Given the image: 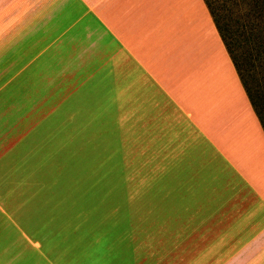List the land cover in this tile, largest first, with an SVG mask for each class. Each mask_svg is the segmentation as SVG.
Masks as SVG:
<instances>
[{"label":"crops","instance_id":"1","mask_svg":"<svg viewBox=\"0 0 264 264\" xmlns=\"http://www.w3.org/2000/svg\"><path fill=\"white\" fill-rule=\"evenodd\" d=\"M1 89L0 159L76 114L162 166L148 264H264V133L203 0H0Z\"/></svg>","mask_w":264,"mask_h":264},{"label":"rangeland","instance_id":"2","mask_svg":"<svg viewBox=\"0 0 264 264\" xmlns=\"http://www.w3.org/2000/svg\"><path fill=\"white\" fill-rule=\"evenodd\" d=\"M261 91L257 110L264 118V90ZM2 96L3 89L0 90V98ZM69 115L72 123L67 126L65 120ZM74 115L65 114V119L60 117L64 121L61 126L65 127L57 130L59 138H53L56 130L51 128L43 130V137L34 128H29L28 134L11 145L0 159V236L9 243L0 253V264H81L83 256H76V249L83 238L74 236L68 243L63 235L49 242L48 236L37 225L27 224L31 221L28 213L37 204L39 212L45 211L44 215L48 206V211L64 206L61 211L68 215L71 207L78 203L79 197L73 198V195L79 191L84 177L95 179L102 175L104 164L111 158L117 161L116 174L124 182L119 190L121 198L114 199L110 183L105 181L103 184L102 181L100 184L99 178L94 180L92 186L99 187V191L107 184L103 190L109 199L105 204L101 203V218L93 229L113 224L124 225V228L117 235L101 236H113L115 241L113 247L103 252L101 264H148L150 235L156 237L157 245L162 242V209L155 208L162 200L159 192L162 178L155 172L158 173L156 168L162 166L158 162L155 166L145 159L143 146L122 143L130 140L126 139L130 135L125 134L127 130H121L117 135L115 129H101L99 124L91 121H77ZM93 187L85 188L83 193L87 195ZM70 223L71 219L63 222L64 226ZM154 243L152 240V249ZM87 263L94 264L91 260Z\"/></svg>","mask_w":264,"mask_h":264},{"label":"trees","instance_id":"3","mask_svg":"<svg viewBox=\"0 0 264 264\" xmlns=\"http://www.w3.org/2000/svg\"><path fill=\"white\" fill-rule=\"evenodd\" d=\"M203 3L264 133V118L257 110L258 94L264 90V0H203ZM117 167V161L111 158L104 164L102 175L96 176L100 179V184L102 181L103 184L105 181L110 183L111 193L116 200L121 198L119 190L121 191L124 185L123 179L116 174ZM96 178L84 177L79 191L73 195V198L79 197L78 203L71 207L68 215L65 216L61 211L64 206L51 211H48L50 207L48 206L44 215L45 211L39 212L37 204H34L32 211L28 213L31 221L27 224L37 225L38 229L48 236L49 242L63 235L67 237L68 243L74 236L83 238L78 243L79 248L76 249L78 250L76 256H83L81 264H88L89 260L94 264H101L105 255L103 252L115 244L113 236L109 238H101V236L115 233L117 235L124 228V225L113 224L93 229L98 218H101V203L105 204L109 199L106 194L104 195L103 190L107 184L100 191L99 187L92 186ZM90 187H93V190L85 195L84 189ZM69 203V201L66 203L65 208ZM68 219H71L70 225L64 226L63 222ZM8 244L7 239L0 236V253Z\"/></svg>","mask_w":264,"mask_h":264}]
</instances>
